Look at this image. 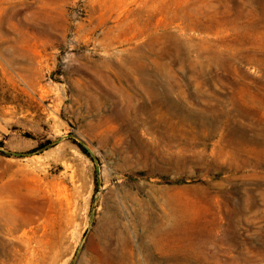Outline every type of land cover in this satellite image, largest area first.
Segmentation results:
<instances>
[{
    "label": "rangeland",
    "instance_id": "374dc122",
    "mask_svg": "<svg viewBox=\"0 0 264 264\" xmlns=\"http://www.w3.org/2000/svg\"><path fill=\"white\" fill-rule=\"evenodd\" d=\"M0 210V264H264V0H0Z\"/></svg>",
    "mask_w": 264,
    "mask_h": 264
},
{
    "label": "bare ground",
    "instance_id": "6f19581e",
    "mask_svg": "<svg viewBox=\"0 0 264 264\" xmlns=\"http://www.w3.org/2000/svg\"><path fill=\"white\" fill-rule=\"evenodd\" d=\"M141 80L144 82L145 78H142ZM152 96L157 102H160V97L157 93L152 92ZM3 211L4 210H0V232L4 235L13 236L22 228V225L12 216V214L11 216H7V213L5 214ZM119 235L120 245L109 250V260L112 262H121L122 264H140V262L136 260L128 232H119ZM1 245L3 246L4 244L2 243ZM105 249H108L107 245ZM1 251L0 248V252Z\"/></svg>",
    "mask_w": 264,
    "mask_h": 264
},
{
    "label": "trees",
    "instance_id": "16d2710c",
    "mask_svg": "<svg viewBox=\"0 0 264 264\" xmlns=\"http://www.w3.org/2000/svg\"><path fill=\"white\" fill-rule=\"evenodd\" d=\"M82 152L88 156H90V153L83 147V146H80ZM12 156H17V157H22L24 156V154H11ZM26 155V154H25ZM91 157V156H90Z\"/></svg>",
    "mask_w": 264,
    "mask_h": 264
}]
</instances>
